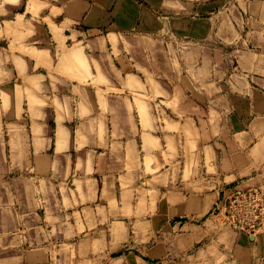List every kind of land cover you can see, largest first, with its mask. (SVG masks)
Segmentation results:
<instances>
[{
    "label": "crops",
    "instance_id": "crops-1",
    "mask_svg": "<svg viewBox=\"0 0 264 264\" xmlns=\"http://www.w3.org/2000/svg\"><path fill=\"white\" fill-rule=\"evenodd\" d=\"M0 19V179L73 207L12 228L0 264H264V231L226 218L264 192V0H0Z\"/></svg>",
    "mask_w": 264,
    "mask_h": 264
},
{
    "label": "rangeland",
    "instance_id": "rangeland-1",
    "mask_svg": "<svg viewBox=\"0 0 264 264\" xmlns=\"http://www.w3.org/2000/svg\"><path fill=\"white\" fill-rule=\"evenodd\" d=\"M3 19V18H2ZM2 19H0V26L3 25ZM38 48H43L42 45H36ZM12 51H16L14 48ZM28 53L26 50H23ZM54 64L57 67H63L62 72L68 77L74 79L76 75L85 73L86 60L79 58L76 49H72L71 46L64 47L57 55H53ZM186 106H188L186 104ZM188 107H191L189 105ZM154 116L156 118L158 126L168 123L170 120V113L168 109L159 101L154 103ZM198 112V111H197ZM203 116L202 111L195 114V117L201 119ZM181 117V116H180ZM175 118V117H174ZM172 120L178 121L179 118ZM199 124V120L195 119ZM201 125V120H200ZM179 126V125H178ZM26 171L17 172V174H6L0 179V237L2 236V248L0 250L9 252L11 248L7 246L17 232H12L11 229L19 227L23 234L36 235L33 232L35 226L43 223H57L58 212L61 206L67 207L71 211L73 208L69 200L64 204L60 203L58 189L53 186L35 183L34 185L27 181ZM67 204V205H66ZM61 207V209L63 208ZM65 209V208H64ZM13 210V215H11ZM51 212L50 216H46V213ZM54 213V215H52ZM63 219L67 222L73 220L70 213L67 216L62 215ZM24 231V232H23ZM245 233V232H244ZM52 238L56 236L51 233Z\"/></svg>",
    "mask_w": 264,
    "mask_h": 264
},
{
    "label": "built area",
    "instance_id": "built-area-1",
    "mask_svg": "<svg viewBox=\"0 0 264 264\" xmlns=\"http://www.w3.org/2000/svg\"><path fill=\"white\" fill-rule=\"evenodd\" d=\"M226 218L229 225L248 235L264 231V192L250 188L234 192L227 205Z\"/></svg>",
    "mask_w": 264,
    "mask_h": 264
},
{
    "label": "water",
    "instance_id": "water-1",
    "mask_svg": "<svg viewBox=\"0 0 264 264\" xmlns=\"http://www.w3.org/2000/svg\"><path fill=\"white\" fill-rule=\"evenodd\" d=\"M256 238V236L255 235H253V239H255Z\"/></svg>",
    "mask_w": 264,
    "mask_h": 264
}]
</instances>
